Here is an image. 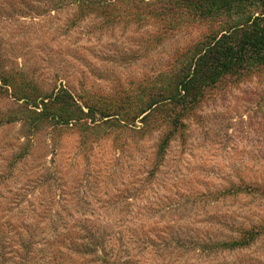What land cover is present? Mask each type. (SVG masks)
Returning a JSON list of instances; mask_svg holds the SVG:
<instances>
[{
	"label": "rangeland",
	"instance_id": "obj_1",
	"mask_svg": "<svg viewBox=\"0 0 264 264\" xmlns=\"http://www.w3.org/2000/svg\"><path fill=\"white\" fill-rule=\"evenodd\" d=\"M79 1L0 0V264H264V69L208 90L161 151L139 97L206 27L157 40ZM62 88L98 121H37L14 97ZM113 107L134 121L104 122Z\"/></svg>",
	"mask_w": 264,
	"mask_h": 264
},
{
	"label": "trees",
	"instance_id": "obj_2",
	"mask_svg": "<svg viewBox=\"0 0 264 264\" xmlns=\"http://www.w3.org/2000/svg\"><path fill=\"white\" fill-rule=\"evenodd\" d=\"M82 6L104 8L113 21L126 19L150 21L158 25L157 40L185 26H204L200 38L176 52L168 71L159 74L156 91L144 99L135 118L162 120L170 132L163 139V151L170 136L187 112L194 109L208 90L222 79L237 77L264 69V0H80ZM95 8V9H96ZM11 86L9 81H4ZM13 86V85H12ZM143 93V92H142ZM14 97L25 102L28 112L37 121L52 119L65 125L77 124L89 128L96 123L98 109L85 101L80 104L67 89L42 93L38 90H14ZM121 107L101 111L104 122L119 124L134 121L129 111ZM122 112V113H121ZM156 113V114H155ZM162 115V116H160ZM124 125V124H123ZM255 234V235H254ZM258 233L226 243L230 247L244 246Z\"/></svg>",
	"mask_w": 264,
	"mask_h": 264
}]
</instances>
